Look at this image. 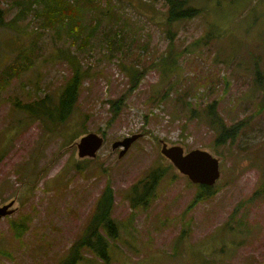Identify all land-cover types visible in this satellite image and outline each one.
I'll list each match as a JSON object with an SVG mask.
<instances>
[{
	"label": "rangeland",
	"instance_id": "rangeland-1",
	"mask_svg": "<svg viewBox=\"0 0 264 264\" xmlns=\"http://www.w3.org/2000/svg\"><path fill=\"white\" fill-rule=\"evenodd\" d=\"M196 1L203 13L173 25L168 40L161 0H96V14L86 12L82 20L95 22L96 32L91 38L89 30L73 33L70 40L87 75L73 111L56 124L16 111L11 100L44 93L55 98L71 71L57 52L49 53L68 41L51 31L32 32L39 31L33 14L0 26V74L20 48L39 55L27 70L0 81V206L12 201L15 208L0 217V264H60L107 184L120 229L111 264H264V195L248 199L264 181V0ZM168 52L176 58L172 69L161 62ZM121 65L142 68L136 85ZM119 98L124 101L114 114L110 101ZM212 103L227 125L244 122L233 145L219 144L206 123L204 108ZM88 132L104 143L96 157L80 158L76 142ZM137 133L143 134L119 157L121 147L112 149V143ZM162 142L219 159L215 194L190 216L185 209L199 184L161 154ZM157 165L165 170L147 207L132 210L128 192ZM234 219L246 233L220 232ZM217 232L229 238L203 246ZM233 234L239 235L231 242ZM80 260L105 264L87 248Z\"/></svg>",
	"mask_w": 264,
	"mask_h": 264
},
{
	"label": "trees",
	"instance_id": "trees-1",
	"mask_svg": "<svg viewBox=\"0 0 264 264\" xmlns=\"http://www.w3.org/2000/svg\"><path fill=\"white\" fill-rule=\"evenodd\" d=\"M80 1L81 3L79 0H10L7 3V7H2V0H0V26H15V20H22L24 17H27L28 14H33V17L37 19V28L39 31L33 30L32 32L37 34L43 30L51 31L52 35L58 37V39L66 38L70 45V40L71 43L75 42V35H73V33H78L83 36V34H85L84 31L89 30L86 37L91 38L97 28V24L95 22L87 25L82 21L84 20L86 12L91 16L96 14L98 9L96 0ZM161 1L166 7L164 12V24L165 27H168V29L165 30L166 38L168 40L172 39L171 32L173 25L198 17L203 13V7L199 5L196 0ZM13 7L16 8V12L10 19H7V15ZM20 28L21 27H17L16 31L26 32L25 29L21 30ZM58 31L61 34H59ZM112 43L113 42L110 41V45ZM117 43L120 47L121 42L117 40ZM199 43L200 40H197L196 44ZM82 44L87 46L89 44L88 39H84L81 42V45ZM70 47L72 48L71 45L68 47H63L62 44L57 45L49 53V55H52L57 52L55 56L63 58L71 71L69 79L65 81L61 90L55 95V98L49 93H44L43 96L36 97L29 94V98L25 101H20L18 98H15L11 100V102L16 111L23 112L30 118H38L44 123L48 121L52 124L64 121L73 111L80 93L79 89L86 78L87 72L86 69L83 68L81 60L76 56L77 53L74 51L72 52ZM38 56L39 55L32 47L20 48L15 56V59H13L6 69H4L0 74V81L6 82L12 78L13 75L20 74L24 70H27L31 64L39 58ZM175 61L176 58H174L173 53L168 52V55H166L161 62H168L169 64L170 62ZM121 66L130 77L131 83L136 85L138 83V78L140 79V76L143 73L142 68L139 69L135 65ZM170 67L171 69L174 68V66L171 65ZM164 70L165 66L163 67V71ZM256 77L258 80L262 78V72L258 68L256 69ZM120 98L110 101L111 111L114 114H118L121 109V104L124 99L122 100ZM190 112L198 114V112L194 109H191ZM204 119L208 126L215 132L216 141L222 145L226 143L233 145L244 126L243 121L227 125L222 117L217 113L213 103L208 104L206 108H204ZM162 167V165L152 167L142 179L132 185L127 194V199L132 210L135 211L140 207H147L152 190L165 170ZM197 187V193H195L194 197L185 209L184 214L189 212V216L192 209L198 202L210 199L216 192V189L213 186L197 185ZM262 195H264V181L256 187L248 199H255ZM112 206L113 190L111 186L107 184L95 204L93 213L90 220L87 222L86 228L83 230L79 238L72 244L69 252H67L60 264H78L81 261V250L83 248L90 250L97 257H99L103 263L111 264V246L113 243H117V241L120 240L119 223L111 217ZM184 225L186 226H184L180 232L182 237L187 234L188 221H185ZM223 227L228 229L226 232L220 231L224 234L247 232L243 229V222L237 219L227 221L223 224ZM23 228H26L25 225H23ZM220 232L214 234L208 243H203V246H217V243L214 240L218 239L217 236H222ZM237 235L239 234L232 235L231 242H234L235 239H237ZM228 238L229 236L226 238L225 235L221 237V239L226 240ZM236 244L239 243L237 242ZM225 245V242H223L221 246L217 247V250L222 253L224 250L222 251L221 247Z\"/></svg>",
	"mask_w": 264,
	"mask_h": 264
},
{
	"label": "water",
	"instance_id": "water-1",
	"mask_svg": "<svg viewBox=\"0 0 264 264\" xmlns=\"http://www.w3.org/2000/svg\"><path fill=\"white\" fill-rule=\"evenodd\" d=\"M142 134L137 133L126 136L121 140H116L112 143V149L121 147L118 153V156L121 157ZM103 143L104 138L102 135L88 132L76 142L77 155L80 158H94ZM160 152L181 174L186 175L192 183L212 186L220 176L219 159L206 150L192 149L185 152L180 145L168 146L165 142H162ZM12 204L13 202L11 201L0 206V217L10 215L15 211V208H11Z\"/></svg>",
	"mask_w": 264,
	"mask_h": 264
}]
</instances>
